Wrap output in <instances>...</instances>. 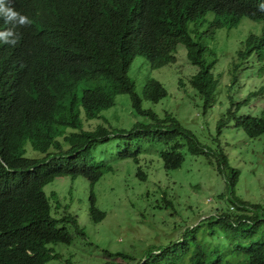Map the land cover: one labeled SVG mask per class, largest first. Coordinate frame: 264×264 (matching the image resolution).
I'll return each instance as SVG.
<instances>
[{"label":"trees","instance_id":"obj_1","mask_svg":"<svg viewBox=\"0 0 264 264\" xmlns=\"http://www.w3.org/2000/svg\"><path fill=\"white\" fill-rule=\"evenodd\" d=\"M222 2L12 0L31 20L26 26L31 33L26 35L28 47L10 54L0 50V264H49L57 257L52 243L73 242L68 223L85 235L77 215L53 214L45 186L66 175L85 176L94 185L114 168L98 161L93 148L113 136L127 142L120 156L137 163L141 149H133V143L164 145L161 157L167 170L183 165L185 145L195 155L214 157L228 190L219 196L228 199L225 209L203 216L179 240L152 250L136 264H264V205L237 194L241 170L231 165L223 148L217 151L203 144L172 113L159 116L143 105L144 100L158 103L167 97L164 84L150 77V72L176 62L180 47L187 51L184 57L197 66L190 83L203 96L205 112L215 104L220 82L213 73L216 60L206 61L203 38L193 35L198 29L193 30L191 24L214 13L205 31L214 38L218 25L238 24L243 15L264 18V11L259 10L264 0H232L226 7ZM4 23L0 18V26ZM255 53L263 71L264 28L261 35L246 39L239 55L248 59ZM139 55L150 65L142 94L130 75ZM231 69L234 74L239 66ZM229 83L237 85L239 76L235 73ZM252 89L243 101L231 102L219 122V135L232 118L248 137L264 134V104L259 114L238 115L252 97L264 101V84ZM119 94H128L134 113L149 121H138L130 129L104 124L86 128L85 120L101 118ZM138 175L147 178L141 166ZM106 215L91 190V219L100 222ZM106 254L133 260L125 252Z\"/></svg>","mask_w":264,"mask_h":264},{"label":"rangeland","instance_id":"obj_2","mask_svg":"<svg viewBox=\"0 0 264 264\" xmlns=\"http://www.w3.org/2000/svg\"><path fill=\"white\" fill-rule=\"evenodd\" d=\"M206 19L192 23L191 28L198 29L193 31L194 36L201 35L203 38L206 61L216 60L213 73L220 82L215 104L205 112L203 96L190 83L197 66L184 57L187 51L180 47L176 62L150 72V77L164 84L168 90L167 97L158 103L144 100L143 105L159 116L172 113L203 144L217 151L223 148L231 165L241 170L237 194L245 200L264 205V134L258 138L248 137L235 125V118L223 126L220 135L218 130L219 122L226 117L231 102L243 101L249 97L252 88L259 89L264 84L263 64L253 58L249 59L247 66L240 65L237 72L230 73L231 66L239 60L237 50L251 31L261 32L263 21L244 17L238 26L219 27L213 38L205 32L213 15L209 14ZM149 68L147 59L140 55L131 67L130 75L136 79L140 94ZM235 73L239 76V83L232 86L229 81ZM263 104V99L254 96L248 104L242 105L238 115L259 114ZM232 108L235 110V107ZM138 121L149 120L134 113L128 94H119L113 107L105 110L101 118L85 120V127L93 129L104 124L111 129H130ZM126 146L127 142L115 136L94 146L95 158L114 168L94 185L85 176L66 175L56 177L45 186L54 206L53 214L77 215L79 225L85 231V235L78 233L68 223L73 242L52 243L57 257L49 264H106L109 261L136 264L152 250L179 240L184 230L197 224L203 216L217 213L229 205L228 199L219 198L228 190L225 175L217 170L214 157L209 159L204 154L195 155L185 145L183 165L167 170L161 157L164 145L147 141L133 143V149H141L139 163L120 156ZM139 166L147 178L138 175ZM91 190L98 199V206L107 213L100 222H94L90 216ZM106 251L125 252L133 260L129 262L122 257H110Z\"/></svg>","mask_w":264,"mask_h":264},{"label":"clouds","instance_id":"obj_3","mask_svg":"<svg viewBox=\"0 0 264 264\" xmlns=\"http://www.w3.org/2000/svg\"><path fill=\"white\" fill-rule=\"evenodd\" d=\"M231 3H232V0H223V2L221 3V6L226 7L230 5ZM19 10L20 9L15 4L12 3V0H0V18L4 19L5 21V23L2 24V26H0V50L6 54L14 53L18 49L26 48L29 46V43L26 39V35L30 34L31 32L27 30L26 26H29L31 24V20L29 19L28 16L22 15L19 12ZM259 10L264 11V3H261L259 5ZM209 14L213 15L212 20H214L215 18L214 13L210 12ZM244 17H249L256 21L257 20L263 21L262 30L258 34V35H261L263 32V28H264V18L263 17L252 18L248 15H243L241 16V19L238 24H240V22L242 21ZM238 24H235V25H231V24L222 25L221 24L217 26V29L219 27H224L226 25L229 27L238 26ZM209 25H210V21H209ZM217 29L215 31V34L217 32ZM251 34H257V33L251 31L248 34V37ZM246 39L243 41L242 47L239 50H237V60L239 59L241 62H239V60L235 61L234 64L231 66V68L237 65L239 66V68H240V65H243V67H245L247 66L248 61L251 58L255 59V62H260L259 57L257 56L256 53L252 55L251 57H249L248 59H242L240 57L239 53L241 50L245 48Z\"/></svg>","mask_w":264,"mask_h":264}]
</instances>
